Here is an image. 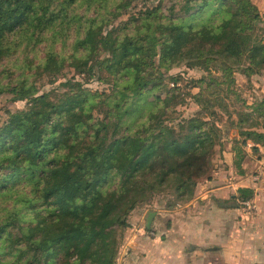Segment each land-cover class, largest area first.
<instances>
[{
    "label": "trees",
    "instance_id": "trees-1",
    "mask_svg": "<svg viewBox=\"0 0 264 264\" xmlns=\"http://www.w3.org/2000/svg\"><path fill=\"white\" fill-rule=\"evenodd\" d=\"M132 1L0 0V94L29 103L0 124V264H116L117 232L133 206L167 193L173 207L212 178V158L223 157L221 113L236 130V173L248 143L253 152L264 144V96L232 117L219 94L225 86L238 98L236 71L264 73L257 5L183 0L165 17L140 10L114 25ZM180 63L220 74L194 80L200 108L174 126L166 117L180 103L176 79L150 105L138 100ZM67 67L110 89L39 93L37 78L65 77ZM253 194L238 187L233 206Z\"/></svg>",
    "mask_w": 264,
    "mask_h": 264
},
{
    "label": "rangeland",
    "instance_id": "rangeland-1",
    "mask_svg": "<svg viewBox=\"0 0 264 264\" xmlns=\"http://www.w3.org/2000/svg\"><path fill=\"white\" fill-rule=\"evenodd\" d=\"M258 7L261 14V23L260 25L264 28V5L261 3L262 0H252ZM176 4V10L183 4V0H133L129 7L124 11H121V15L115 20L113 23L116 25L120 20H125L129 18H133L140 10H148L156 16L165 17L167 16L168 8L171 4ZM261 3V4H260ZM264 33V32H263ZM44 45H40V49H43ZM38 56H42V52L37 51ZM217 65L210 64V70H204L200 66L187 67L183 63L177 64L169 68V70L162 71L163 79L156 83V87L148 88V92L143 97L142 100H138V105L141 107H145L150 105L152 102L156 101L160 97H164L165 93L169 90L172 84V80L176 79L177 86H179V92H177L180 103L171 107L167 112V123L173 124L176 126V123L181 119L188 117L194 114L200 106L197 104V100L194 99L193 95L199 92L200 87H194V80L199 79L200 77H208L209 74L218 76L220 74V70H218ZM62 74L65 77H59V79H48L45 77L46 75H42L35 81V84L39 90V93L48 91L52 88H55L57 93L62 94L66 92H71V89H75L76 87L88 88L90 90L97 91H108L110 89V83H106L97 79V76H93L91 78H83L82 76L76 75L73 69L67 67L63 69ZM74 75V76H72ZM61 76V74L59 75ZM234 85H231V88L235 90V93L238 94V98L227 90V87L222 86V92L220 91V96L224 99V102L227 104L232 117L235 116L233 113L235 110L241 109L242 101H245L246 104H251L255 100H259L264 96V73L262 74H253L249 77L243 76L240 72L236 71L234 73ZM74 78L69 83L62 85L66 79ZM76 82H80L81 85H77ZM154 86V85H153ZM204 86V85H202ZM225 88V89H223ZM205 94V93H204ZM203 94V95H204ZM11 95L9 93H1L0 94V124L5 121L8 116L15 111H24L29 107L28 100H19L12 101L10 99ZM139 99V97H138ZM217 108V107H216ZM218 109V108H217ZM259 121H263L259 119ZM218 123L222 129V138H221V148H223V157L219 158V156L213 157V166L211 170L212 178H214V184H217L219 190H221L222 194L226 196V200L229 205H234L233 197L236 193L237 182L240 178L239 175H235L229 171V165L232 163V155H231V147L233 138L237 136L236 130L233 127L229 126V122L227 121V114L221 113L220 119ZM251 143H248L246 146V150H248V154L250 153ZM218 148V147H217ZM259 152L264 154V144L259 145ZM258 151V150H257ZM255 153V152H254ZM246 154V155H248ZM257 154H254L256 156ZM264 166V165H263ZM252 174V173H251ZM205 181L202 179L197 183L196 191L205 192L207 187L205 186ZM195 196V194H194ZM171 196L167 193H159L154 194L150 201H146L144 203L136 204L133 208L125 215V223L126 226L120 227L118 234V246H117V254H116V264L117 259L121 256L122 247L126 245L125 238L128 234H133L136 231H143L147 235L152 237H160L161 234L166 229L171 227H178L176 225V219H172V215L176 212L179 218L183 220H192L193 217L187 216L189 213L187 208V202L177 203L173 207H169L168 204L171 202ZM223 201V200H221ZM234 207V206H233ZM149 213H153V218L151 220L149 228H147V219ZM194 214V213H192ZM13 241H17L20 239V232L17 227L11 228Z\"/></svg>",
    "mask_w": 264,
    "mask_h": 264
},
{
    "label": "crops",
    "instance_id": "crops-1",
    "mask_svg": "<svg viewBox=\"0 0 264 264\" xmlns=\"http://www.w3.org/2000/svg\"><path fill=\"white\" fill-rule=\"evenodd\" d=\"M229 165V171L240 176L236 189H253L248 204L219 207L216 201L227 198L214 178L206 180L207 190H198L187 203L192 220L177 221L174 212L178 227L166 229L158 238L141 230L128 234L117 264H264V154L259 148L251 150L239 174Z\"/></svg>",
    "mask_w": 264,
    "mask_h": 264
},
{
    "label": "water",
    "instance_id": "water-1",
    "mask_svg": "<svg viewBox=\"0 0 264 264\" xmlns=\"http://www.w3.org/2000/svg\"><path fill=\"white\" fill-rule=\"evenodd\" d=\"M152 218H153V213H149L148 219H147V227L150 226V223H151Z\"/></svg>",
    "mask_w": 264,
    "mask_h": 264
},
{
    "label": "built area",
    "instance_id": "built-area-1",
    "mask_svg": "<svg viewBox=\"0 0 264 264\" xmlns=\"http://www.w3.org/2000/svg\"><path fill=\"white\" fill-rule=\"evenodd\" d=\"M242 203H243V204H248V201H243Z\"/></svg>",
    "mask_w": 264,
    "mask_h": 264
}]
</instances>
